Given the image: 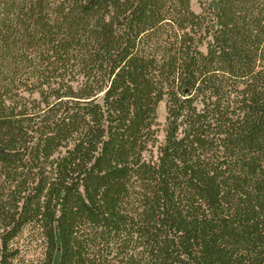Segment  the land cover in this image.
Instances as JSON below:
<instances>
[{"label": "trees", "instance_id": "trees-1", "mask_svg": "<svg viewBox=\"0 0 264 264\" xmlns=\"http://www.w3.org/2000/svg\"><path fill=\"white\" fill-rule=\"evenodd\" d=\"M0 264H264V0H0Z\"/></svg>", "mask_w": 264, "mask_h": 264}, {"label": "rangeland", "instance_id": "rangeland-1", "mask_svg": "<svg viewBox=\"0 0 264 264\" xmlns=\"http://www.w3.org/2000/svg\"><path fill=\"white\" fill-rule=\"evenodd\" d=\"M190 1H191L192 8L196 11H199L200 10V0H190ZM165 113H166L165 102L161 101L159 103V120L161 122H163L165 119ZM162 134L163 132H160V136H162Z\"/></svg>", "mask_w": 264, "mask_h": 264}]
</instances>
